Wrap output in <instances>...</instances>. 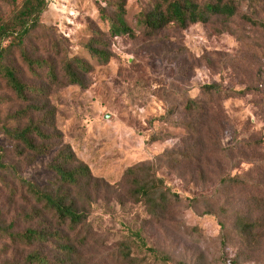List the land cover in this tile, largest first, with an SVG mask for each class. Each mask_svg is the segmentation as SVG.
Masks as SVG:
<instances>
[{
  "label": "rangeland",
  "instance_id": "obj_1",
  "mask_svg": "<svg viewBox=\"0 0 264 264\" xmlns=\"http://www.w3.org/2000/svg\"><path fill=\"white\" fill-rule=\"evenodd\" d=\"M147 1L49 0L42 15L46 29L38 33L34 56L59 63L60 55L79 57L91 70L84 88L51 90L46 101L55 111L60 145L20 168V174L41 187L51 186L54 175L48 166L56 151L68 146L96 178L117 188L99 194L93 206L87 240L79 248L86 264L141 263L144 257L136 248L132 260L120 256L136 233L171 264H264V243L250 253L236 233L239 216L255 212L253 219L264 225V206L254 203L264 200V30L236 19L149 39L137 23ZM257 1L258 19L264 21V0ZM10 2L0 0V17L9 13ZM116 2H124L123 19L136 38L106 34L102 9ZM51 40L61 45L59 56L49 49ZM99 41L97 46L106 44L110 55L106 64L87 50ZM11 60L27 81L40 82L17 50ZM206 84H220L227 98L204 106V114H187L183 104L189 97L205 100L201 87ZM10 108L6 99L2 117ZM20 108L13 104V112ZM167 113L168 122L157 121ZM157 136L160 141L153 140ZM0 145L11 155L13 145L3 135ZM185 153L190 156L181 155ZM167 154L180 162L165 160ZM149 162L160 164V175L181 197L159 218L130 200L124 181L128 169ZM24 208L0 183V214L19 233L30 227L22 217ZM22 250L10 248L0 237V264H22L31 252ZM34 250L52 262L60 258L51 244ZM145 259L146 264H164Z\"/></svg>",
  "mask_w": 264,
  "mask_h": 264
},
{
  "label": "trees",
  "instance_id": "obj_2",
  "mask_svg": "<svg viewBox=\"0 0 264 264\" xmlns=\"http://www.w3.org/2000/svg\"><path fill=\"white\" fill-rule=\"evenodd\" d=\"M259 4L257 0H148L137 23L149 39L170 30H186L198 24H226L236 19L264 30V21L258 19ZM9 6V13L0 17V90L5 91L4 97H0V135L6 137L13 148L9 155L7 149L0 145V183L17 202L25 205L22 217L30 227L24 232H16L13 222L7 224L0 214V237L17 252L21 248L31 251L23 258L22 264H86L82 261L79 248L86 243L93 206L99 194L117 188L96 178L90 167L80 161L68 146L56 151L48 166L54 175V182L49 187H41L22 177L20 168L33 164L39 157L47 156L59 147L61 136L54 125L55 111L49 109L46 99L55 87L84 88L91 67L79 57L60 55L59 63L53 58L34 56V51L38 49V33L46 29L42 24V15L48 10L49 0H11ZM102 12L108 26L106 34L136 38L123 19L124 2L109 4V8L104 7ZM7 42L10 44L6 45ZM97 45H101V41L90 43L87 50L93 58L108 63L110 55L106 44H102L103 49ZM49 49L59 56L62 48L58 41L51 40ZM16 50L27 71L40 82H29L22 77L11 60ZM201 91L205 100L189 97L183 104L187 114H204V106L210 104L213 107L215 101L228 96L220 84H206ZM6 99L11 108L2 117L1 108L6 106ZM206 99L210 103L205 102ZM13 104L21 108L13 112ZM169 117L171 115L167 113L157 121L168 122ZM188 128H192L191 124ZM153 140L160 141L161 137ZM181 155L190 156L189 153ZM172 157L167 154L165 160L175 159V164L180 162L178 157ZM124 181L130 200L145 208L153 217L163 216L173 204L181 201L179 194L172 191L160 175V164L157 162L128 169ZM254 203L264 206L261 198L254 199ZM254 214L239 216L236 221L237 236L250 253L259 251L264 243V225L253 219ZM47 244L54 245L60 252L56 262L50 261L39 250L32 252L36 245ZM134 248L144 257L137 264H146V257L171 264V259L148 246L140 233L135 234L132 245L124 244L120 256L126 261L132 260ZM234 262L238 264V261Z\"/></svg>",
  "mask_w": 264,
  "mask_h": 264
}]
</instances>
